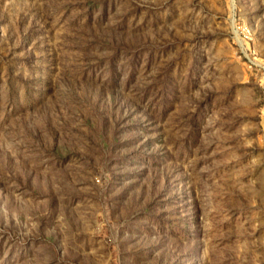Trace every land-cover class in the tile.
<instances>
[{"label":"rangeland","instance_id":"374dc122","mask_svg":"<svg viewBox=\"0 0 264 264\" xmlns=\"http://www.w3.org/2000/svg\"><path fill=\"white\" fill-rule=\"evenodd\" d=\"M0 264H264V0H0Z\"/></svg>","mask_w":264,"mask_h":264}]
</instances>
